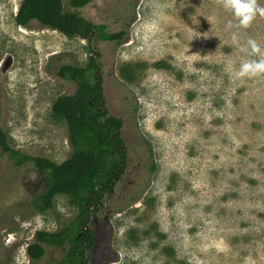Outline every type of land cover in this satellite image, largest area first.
<instances>
[{
    "label": "rangeland",
    "instance_id": "obj_1",
    "mask_svg": "<svg viewBox=\"0 0 264 264\" xmlns=\"http://www.w3.org/2000/svg\"><path fill=\"white\" fill-rule=\"evenodd\" d=\"M20 2L0 0L8 143L31 157L68 158L67 126L50 108L76 84L57 71L89 58L99 64L106 113L122 121L126 162L91 213L95 243L84 264H264V74L233 75L241 59L258 57L233 44L219 0H94L78 9L62 0L64 11L108 32L126 30L120 45L18 26ZM248 38L264 55V17L240 30L241 43ZM41 190L30 164L16 167L0 153V264L64 261L68 246H44L38 262L26 254L36 231H58L78 213L54 188L53 209L34 212L30 200Z\"/></svg>",
    "mask_w": 264,
    "mask_h": 264
},
{
    "label": "trees",
    "instance_id": "obj_2",
    "mask_svg": "<svg viewBox=\"0 0 264 264\" xmlns=\"http://www.w3.org/2000/svg\"><path fill=\"white\" fill-rule=\"evenodd\" d=\"M94 0H68L70 8H82ZM14 22L27 27L32 22L58 31L67 38L78 37L90 40L113 42L120 45L127 35L126 30L108 32L103 24H94L75 12L64 11L62 0H21ZM99 64L89 58L85 67L65 64L59 67L57 76L72 81L76 90L71 95L57 97L51 105V117L56 122H65L71 153L62 163L45 157H31L13 148L0 126V153L20 167L30 164L38 174L41 192L30 200L36 213H44L54 207L55 193L69 198L77 208L76 217L65 227L55 232L38 230L34 242L27 245L26 254L33 262L44 255V246L65 249L61 264H84L85 253L95 243L88 227L91 213L98 207L105 193L114 187L126 162V153L120 135L122 121L108 115L103 106ZM93 74V82L87 80V72ZM131 70L122 72L130 80ZM149 155L153 151L147 144ZM152 169L155 165L152 164Z\"/></svg>",
    "mask_w": 264,
    "mask_h": 264
},
{
    "label": "clouds",
    "instance_id": "obj_3",
    "mask_svg": "<svg viewBox=\"0 0 264 264\" xmlns=\"http://www.w3.org/2000/svg\"><path fill=\"white\" fill-rule=\"evenodd\" d=\"M219 3L222 9L231 16V19L226 23V28L231 30L233 44L245 56L258 57L241 59L239 67L234 70L233 75L240 79L264 74V55L260 54V46L257 41L248 38L246 42L241 43L240 40V30L248 28L258 15L264 17V6L258 3V0H219ZM194 37L197 36L194 35Z\"/></svg>",
    "mask_w": 264,
    "mask_h": 264
}]
</instances>
